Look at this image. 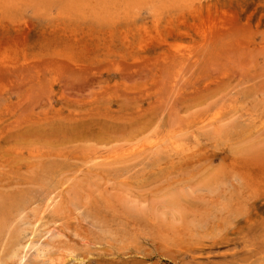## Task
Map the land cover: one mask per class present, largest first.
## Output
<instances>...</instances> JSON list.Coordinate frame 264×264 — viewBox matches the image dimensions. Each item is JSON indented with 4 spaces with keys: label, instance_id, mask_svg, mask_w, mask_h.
Here are the masks:
<instances>
[{
    "label": "rangeland",
    "instance_id": "obj_1",
    "mask_svg": "<svg viewBox=\"0 0 264 264\" xmlns=\"http://www.w3.org/2000/svg\"><path fill=\"white\" fill-rule=\"evenodd\" d=\"M119 4L0 0V264H264V0Z\"/></svg>",
    "mask_w": 264,
    "mask_h": 264
},
{
    "label": "bare ground",
    "instance_id": "obj_2",
    "mask_svg": "<svg viewBox=\"0 0 264 264\" xmlns=\"http://www.w3.org/2000/svg\"><path fill=\"white\" fill-rule=\"evenodd\" d=\"M156 0H122V1H119V0H114V2H116V3H120L121 4V6H124V7H138V5H143V4H148L149 2L150 3H153V2H155ZM158 1V0H157ZM160 2H171V3H173V2H184V1H190V0H159ZM119 4V5H120ZM181 23V22H180ZM148 39H149V37H148ZM179 51H181V50H179ZM186 52H187V50H185ZM172 52V51H171ZM175 52H177V51H175ZM164 54H167V53H164ZM179 54V53H178ZM177 53H174L173 55H178ZM181 54V53H180ZM179 54V55H180ZM191 53H190V50L188 51V54L187 55H190ZM165 57V56H164ZM176 57V56H175ZM180 58V57H179ZM59 62V61H58ZM57 62V63H58ZM66 62V61H65ZM63 65V64H62ZM15 66V65H14ZM66 66V65H65ZM71 66H72V64H71ZM20 67V66H19ZM22 67V66H21ZM59 67H60V63H59ZM62 67V66H61ZM14 68V67H13ZM18 68V67H17ZM67 68V67H66ZM78 68H80V67H78ZM78 68H77V70H78ZM8 69V68H7ZM11 69H12V67H11ZM15 69V68H14ZM61 68H59V70H60ZM9 70V69H8ZM80 70H81V68H80ZM84 70V69H83ZM83 70H82V72H83ZM87 70V69H86ZM68 71H70L71 72V70L69 69ZM73 72L74 71H76V70H72ZM85 71V70H84ZM55 72V71H54ZM78 73H80L79 72V70L77 71ZM77 72H74V73H77ZM212 117H214L213 115H211ZM211 117V118H212ZM222 117L223 116H221V118H219V120H216V121H222L226 116H224L223 117V119H222ZM218 118V117H217ZM62 119H64V118H62ZM208 119V118H207ZM216 118H214V120H215ZM212 120V119H211ZM66 121V120H65ZM205 121V120H204ZM203 122V121H202ZM206 122V121H205ZM209 124H212V123H209ZM77 125V124H76ZM74 129H76V128H74ZM78 129V128H77ZM163 138V137H162ZM158 140H161V138L160 139H158ZM164 140H166V139H164ZM164 140H163V142H164ZM162 141V140H161ZM160 141V142H161ZM158 142V141H157ZM162 143V142H161ZM169 143V142H168ZM157 145V144H156ZM153 146V145H152ZM157 146H159V145H157ZM142 147V146H141ZM144 147V146H143ZM155 147V146H154ZM153 147V148H154ZM150 148V147H149ZM149 148H147V150L149 149ZM164 148V147H163ZM130 148H127L126 150L127 151H130L129 150ZM111 150H113V149H111ZM111 150H109V151H111ZM135 150V149H134ZM145 150V149H144ZM143 150V151H144ZM150 150V149H149ZM152 150V149H151ZM146 151V150H145ZM114 152V151H113ZM113 152H111L112 154H113ZM125 153V151H122L121 153L122 154H124ZM111 153H109L108 154V156L111 154ZM135 153V152H134ZM137 153H141V152H137ZM111 154V155H112ZM117 154V153H116ZM116 154H114L113 155V157L114 156H116V157H118ZM120 154V153H119ZM136 154V153H135ZM125 155H127V154H125ZM133 155V154H132ZM131 155V156H132ZM107 156V155H106ZM107 156V157H108ZM128 156H129V153H128ZM49 157V156H48ZM54 157V156H53ZM59 157V156H58ZM57 157V158H58ZM112 157V158H113ZM115 157V158H116ZM38 158V157H37ZM42 158H44V156H42L41 158L39 157V159H42ZM46 158V157H45ZM50 158V157H49ZM105 158V157H104ZM109 158V157H108ZM103 158L101 157V160H102ZM126 159V158H125ZM105 160V159H104ZM119 160V159H118ZM120 160H122V158L120 159ZM119 160V161H120ZM124 160V159H123ZM127 160H128V158H127ZM94 161V160H93ZM100 161V160H99ZM115 161H117V160H115ZM119 161H117V162H119ZM88 162V161H87ZM101 162V161H100ZM100 162L98 163V165L100 164ZM102 162H105V164H106V161H103L102 160ZM101 162V163H102ZM110 162V161H109ZM121 162V161H120ZM123 162V161H122ZM38 163H40V162H38ZM88 163H90V164H92V165H94V162L93 163H91V162H88ZM96 163H97V161H96ZM113 163H114V161H113ZM104 163L102 164V166H106V165H108V164H106L105 165ZM101 165V164H100ZM96 166V165H95ZM242 197V196H241ZM50 198V197H49ZM56 205V204H55ZM58 207V206H57ZM38 220L39 219H37L36 221H35V223H37L38 222ZM34 224H33V227L32 228H30V235H29V237L31 236V235H35V229H34ZM66 228V227H65ZM81 237V236H80ZM12 241V240H11ZM30 242V239H27L23 244H22V246H21V251H20V253H19V257H18V260H17V263L16 264H21L22 263V260H23V258H24V251H25V249L27 248V246H28V243ZM9 244V243H8ZM11 248V247H10ZM38 249V248H37ZM45 249V248H44ZM37 256H40V257H45L46 256V254L44 253V252H41V253H38L37 254ZM72 258V255H71V252H67V253H65V254H63V253H59L55 258H51L46 264H59V263H61V262H63V261H65V260H67L68 258ZM74 258V257H73Z\"/></svg>",
    "mask_w": 264,
    "mask_h": 264
}]
</instances>
